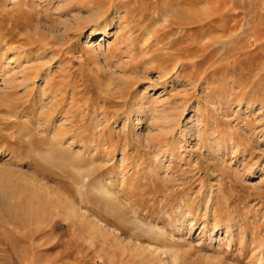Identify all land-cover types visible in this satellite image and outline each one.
<instances>
[{
  "label": "rangeland",
  "instance_id": "obj_1",
  "mask_svg": "<svg viewBox=\"0 0 264 264\" xmlns=\"http://www.w3.org/2000/svg\"><path fill=\"white\" fill-rule=\"evenodd\" d=\"M0 147V264H264V0H0Z\"/></svg>",
  "mask_w": 264,
  "mask_h": 264
},
{
  "label": "bare ground",
  "instance_id": "obj_2",
  "mask_svg": "<svg viewBox=\"0 0 264 264\" xmlns=\"http://www.w3.org/2000/svg\"><path fill=\"white\" fill-rule=\"evenodd\" d=\"M98 12L96 13V15L98 17L102 16V14L99 16ZM105 15H106V13H104L103 19L99 20V23H100V21L105 20L104 19ZM33 72H34V75H29V77L33 78V81H31V83L36 80L35 74H36L37 70H33ZM12 83H14V82H11V86L9 85L8 88H5L7 93L5 92L4 95H6L12 101H17V103L21 102L22 97L20 95L18 97L17 92H15L16 85H14V84H16V83H14V84H12ZM24 85H25L24 89H25L26 95H30V90L29 89L27 90L28 85H26L25 83H24ZM8 89H9V91H8ZM54 93H49L48 102L46 104H44V106L42 105V108L43 107L45 108V112L42 113L41 115L52 116L58 112V107L62 103V99L59 97L60 96L59 94H54ZM38 95H40V94H38ZM43 97L44 96L42 95L40 98L33 99L32 103L35 102L37 104H40L42 101L40 99ZM67 112L69 113L68 110H67ZM67 112H63L62 114H60V116L67 114ZM104 115H105V113H104ZM3 151H4L3 148L0 147V154L1 155L3 154L2 153ZM11 159L16 164L13 165L12 161L11 162L6 161V162H4V164H0V212L3 215L2 218H5L7 220V222L14 221L15 219H18V218L21 220H24V219L28 220L33 215V208H32L33 201L35 199L38 200V202L42 201L43 196H46L48 192L46 191L47 189L42 190L38 187L36 182L39 183L40 181L34 180V176L32 175V171H28V170L23 171L22 170L23 165L21 163V159L16 157V155L12 156ZM12 166H14V167L12 168ZM27 167H29V166H27ZM107 194L108 193H106V195ZM27 195H30V198H26ZM54 199H56V198H54ZM10 200H13L14 204H10L9 203ZM22 210L25 211L24 214L22 213Z\"/></svg>",
  "mask_w": 264,
  "mask_h": 264
}]
</instances>
